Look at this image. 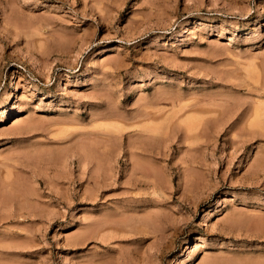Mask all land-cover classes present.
I'll list each match as a JSON object with an SVG mask.
<instances>
[{"label": "rangeland", "instance_id": "374dc122", "mask_svg": "<svg viewBox=\"0 0 264 264\" xmlns=\"http://www.w3.org/2000/svg\"><path fill=\"white\" fill-rule=\"evenodd\" d=\"M12 242L0 264H264V0H0Z\"/></svg>", "mask_w": 264, "mask_h": 264}, {"label": "bare ground", "instance_id": "6f19581e", "mask_svg": "<svg viewBox=\"0 0 264 264\" xmlns=\"http://www.w3.org/2000/svg\"><path fill=\"white\" fill-rule=\"evenodd\" d=\"M142 136V135H141ZM137 169V168H136ZM18 182V181H17ZM11 183V182H10ZM12 185V184H11ZM23 189H25V188H23ZM20 191H21V189H19ZM23 191V190H22ZM19 192V191H18ZM18 192H16V193H18ZM9 193V192H8ZM19 195V194H18ZM23 195V194H22ZM24 197H26V195H23ZM28 196V195H27ZM2 197H4V196H2ZM18 197V196H17ZM6 198V197H5ZM4 198V199H5ZM8 198L10 199V197H7V199H5V201H7L8 200ZM19 198H21V197H19ZM28 198V197H27ZM23 199H25V198H23ZM23 199H21V200H23ZM29 199V198H28ZM28 199H26V200H28ZM25 200V201H26ZM4 201V200H3ZM16 201V200H15ZM12 202H14V201H12ZM24 202V201H23ZM27 202V201H26ZM17 203V202H16ZM15 204V203H14ZM8 205V204H7ZM35 214V213H34ZM23 215V214H22ZM30 216V215H29ZM36 216V215H35ZM53 219V218H52ZM20 236V235H19ZM32 238V237H31ZM11 243V242H10ZM13 243V242H12ZM7 244H9V243H7ZM15 244H18V242H16ZM14 243L13 244H9V245H3V247H2V249H4L3 251H2V249L0 250V255L1 254H4V253H8V254H16V253H18L17 251L15 252H12V251H10V250H12V249H22L20 246H19V244L18 245H15ZM21 244V243H20ZM22 246V245H21ZM25 247H26V245H25ZM28 247V246H27ZM24 249V248H23ZM23 249H22V251L20 250L19 251V254L20 253H24V251H23ZM6 250V251H5ZM29 252V251H28Z\"/></svg>", "mask_w": 264, "mask_h": 264}]
</instances>
